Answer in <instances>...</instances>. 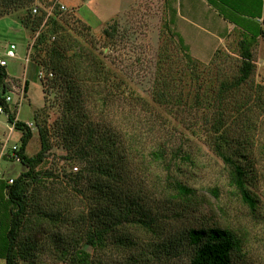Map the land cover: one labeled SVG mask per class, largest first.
Listing matches in <instances>:
<instances>
[{"label": "rangeland", "instance_id": "1", "mask_svg": "<svg viewBox=\"0 0 264 264\" xmlns=\"http://www.w3.org/2000/svg\"><path fill=\"white\" fill-rule=\"evenodd\" d=\"M12 1L0 0V10H5L0 11V58L6 61V94L12 93L10 108L15 120L32 129L27 156L40 149L38 125L47 128L51 145L36 166L39 178L26 183V217L17 221L15 234L17 264H80L79 257L84 255L89 256L88 264H190L195 248L186 236L192 229L230 230L240 239L239 249L231 254V264H264V53L257 42L249 48L253 72L238 83L243 60L240 34L234 29L222 35L214 30L205 33L201 31L206 29L203 20H196L194 27L169 21L164 0H19L22 4L16 8ZM62 5L66 10L60 12L57 6ZM29 7L45 14L41 25L57 12L58 24L77 40L85 54L95 55L106 67L107 83L99 85L91 100L97 103L104 95H112L114 103L94 105L97 108L90 112H96L97 117L93 115V121L99 118L101 125L111 124L123 136L135 130L133 125L143 133L141 137L133 132L144 159L132 163L129 176L137 184L132 185L135 192H142L137 193L146 198L139 204L151 203L143 214L152 218V223L150 230L127 228L123 232L137 238L131 251L113 244L105 250L96 249L85 242L89 230L84 229L90 228L94 219L89 213L106 210L109 203L95 192V179L92 174L88 176L90 165L70 159L64 149L59 121L65 89L60 80H53L54 72L43 60L42 47L53 39H43L39 44V30L21 25ZM10 44L16 46L15 58L4 57ZM38 64L42 67L37 68ZM39 70L45 74L42 78L38 77ZM89 99L84 101L86 110L91 108ZM128 111L131 116L121 120L119 116ZM218 123L225 134L228 129L232 139L244 135L247 140L244 146L249 147L248 157L253 159L259 177L252 189L258 202L255 211L238 199L229 185V167L212 151V130ZM19 137L0 113V139H9L5 145L9 155L11 146L19 144ZM159 142H164L167 150L179 146L192 157V164H182L174 173L194 190L189 203L177 201L170 206L157 200L162 187L156 186L158 177L165 175L164 165L157 167L149 155ZM5 150L0 159V193L5 180L27 170L20 162L3 157L8 154ZM82 168L85 178L76 181L75 174ZM212 188L218 190V196L210 191ZM45 199L50 200L49 221H58L49 232L42 222H35L40 219L31 221L32 214L38 216L36 208H47ZM11 207L6 206V211ZM3 214L0 246L8 226ZM118 235L112 234L107 243ZM64 241L71 244L66 251L61 247ZM0 264L4 260L0 259Z\"/></svg>", "mask_w": 264, "mask_h": 264}, {"label": "trees", "instance_id": "2", "mask_svg": "<svg viewBox=\"0 0 264 264\" xmlns=\"http://www.w3.org/2000/svg\"><path fill=\"white\" fill-rule=\"evenodd\" d=\"M12 3L13 8L22 4L19 0H13ZM207 3L212 8L217 9L218 15L224 21H233L232 18H229L224 8L216 4V0H207ZM221 5L227 6L229 11H236L234 7L231 10V5L228 6L223 1ZM33 9L29 7L26 10L21 25L24 28L29 27L31 30H39L37 32L38 43L43 39L44 41L51 37L53 39L49 44L46 43L42 47L45 50L43 60L47 68H50L54 72L53 80H60L61 85L65 89V96L62 97L63 99L61 101L63 110L59 121V133L63 140L64 149L70 159L77 160L80 163L84 161V163L90 165L88 176L92 174L95 179L93 183L95 192L101 197L100 199L108 200L109 203V207L106 210L99 212L95 210L94 213H89L94 219L92 218L93 224L91 227L87 228L86 226V229H84L85 231L89 230L85 242L92 247H96V249L102 248V250H105L108 245L113 244L115 248H123L131 251L136 245L134 242L137 238L133 239L130 235H125L123 232L127 228H139V230L147 228V230H150V224L152 223V218L147 214H143V211H146L145 208L151 203L144 204V206L139 204L140 201H144L146 198L138 194L142 192H135L134 186L132 185L137 184L133 182V177L129 176L132 163L135 164L138 163V159H144V157H141V153L137 147L139 138L133 135L135 133L134 131L140 128H136L133 125V129L135 128L133 130L134 133L132 130H128L123 136L120 131L114 130L111 124L101 125L102 120L99 118H97L98 121L96 123L93 121V115L95 118L97 117L96 112H90L91 109H94V105L98 106V103H100V106L104 107L107 103H114V97L112 98V95L111 97L104 95L102 100L97 103L91 100L95 91L99 89V85L102 83L106 85L107 83L106 67L95 55L85 54L82 46L77 43V40L66 31L67 29L64 26L58 24L57 12L47 17L46 23L41 25L40 23L43 21L45 14H37V9L36 14H32ZM57 10L62 12L59 6H57ZM1 15L3 14L0 13ZM44 27L46 28L43 29ZM104 32L109 35L107 29ZM239 34L243 39L241 54L243 60L241 76L238 83H242L248 79L254 69L252 54L249 48L253 43L255 44L256 37L261 36L264 38V32H248L247 34L239 32ZM76 47L78 52L75 51ZM40 66L38 64L37 68ZM6 78V68L0 66V106L3 107L7 122L15 131L20 133V137L19 144H16L18 146L17 150L14 151V155H9V150H6L8 154L3 157H9L15 161L14 156H17L19 162L27 170L20 173L17 178L12 179L11 184L8 183V179L3 183L0 202L4 201V205H0V214L4 213L3 215H5L6 213L8 226L1 244L2 249L0 246V259L4 260V264H17L14 257L17 237L15 234L18 229L17 221L21 217H26L25 212L28 206L26 200V183L27 181L39 178L38 172H35L36 166L44 160L47 152L51 149V145L47 128L38 125L37 133L40 149L35 155L27 156L26 149L33 137V132L24 122L15 120L13 116L14 112L10 108L11 105L5 102ZM113 87L115 88V84ZM24 89H27V82H25ZM88 97L90 99L87 102H89L88 104L91 108L86 110L83 106L85 105V99ZM129 114H132V112L128 111L127 115L123 117L119 116V118L123 120L124 117H127L128 119L131 116ZM135 116L137 117L138 115ZM212 131V151L229 167V185L235 190L238 199L251 211H255L258 202L256 199L257 196L252 193V189L257 184L259 177L255 174V163L253 159H249L248 157L249 147L244 146L248 145L247 140L244 138V135L241 138L232 139L228 135V129L225 130V134L219 123L213 127ZM137 132L141 137L143 136L142 131ZM163 143L159 142L149 155L154 165L157 167L164 165L162 170L165 172V175L158 177L159 180L156 186L162 187L157 200L170 206L176 205L174 202L177 201H181L184 204L189 203L191 198H194V190L182 184L174 173L181 170L182 164L191 163L192 157L189 152L181 150L179 146L177 148L171 147L167 150L166 145L164 147ZM82 171L83 168L75 174L76 181H82L85 178L82 175ZM88 176L86 175V178ZM87 182L90 183V180H87ZM137 189L140 188L138 187ZM210 191L215 196H218V190L216 188H212ZM151 193L156 196L153 192ZM154 200L156 199L154 198ZM49 201L45 199L47 208H36L35 212L38 216L34 217L32 214L33 218H31V221H35V218L40 219L35 222H42L45 225L46 232L53 230L52 228L56 227L58 223L57 220L49 221ZM8 205L12 206V209L9 211L10 214L6 211V206ZM13 207H15V210ZM107 211L109 214H107ZM101 214H103V218L99 217ZM1 220L0 217V228ZM60 223L61 220L59 225ZM114 233H119L118 237L114 238L113 236V239H110L108 244V238ZM153 233L156 237L157 234L155 232ZM186 239L188 240V244L195 248V253L190 264H231V254L238 250L240 246V239L230 230L213 229L202 231L192 229L187 233ZM70 240L75 242L74 238H70ZM174 242L177 244L179 241L174 240ZM70 245V243L67 245L64 241L61 247L66 251L68 247L70 248ZM80 258V264H88V255L80 256Z\"/></svg>", "mask_w": 264, "mask_h": 264}, {"label": "crops", "instance_id": "3", "mask_svg": "<svg viewBox=\"0 0 264 264\" xmlns=\"http://www.w3.org/2000/svg\"><path fill=\"white\" fill-rule=\"evenodd\" d=\"M222 1L227 3L228 6L231 5L230 9L234 7L236 11L232 9V11H229L227 6L221 5ZM216 2L224 8L233 21H224L218 15L217 9L212 8L207 0H164L166 8L170 12L169 21L175 23L176 21H182L194 27L196 20H203L206 29L201 31L205 33L214 30L222 35V33L231 29L246 34L248 32H264V0H216ZM185 16H190V19L187 20ZM255 41L264 53V38L258 36Z\"/></svg>", "mask_w": 264, "mask_h": 264}, {"label": "built area", "instance_id": "4", "mask_svg": "<svg viewBox=\"0 0 264 264\" xmlns=\"http://www.w3.org/2000/svg\"><path fill=\"white\" fill-rule=\"evenodd\" d=\"M60 10L61 11H65L66 8L62 5V6H60ZM33 13H36V8L33 9ZM4 57L5 58H15L16 57V46L14 44H10L7 47V50L5 52V56ZM0 66L1 67H6V61H5V59L0 58ZM37 74H38V77L39 78H42L45 75V74H43V71L42 70H39L37 72ZM4 98H5V102L7 104H10L11 105L12 103H14V99H13V96H12V93L11 92H9L8 94H6L4 96ZM0 113H3L4 114V110H3V107L2 106H0ZM8 140L9 139H4V141H2V139H0V145L2 147L1 148V151H0V159H1L2 155H3L2 152L5 150V145H6V143H7ZM17 146L18 145H16V144H14V145L11 146L10 150L12 151V153H11L12 155H14V151L17 150ZM14 160L16 162H19V159L17 158V156H14ZM8 183L11 184L12 183V179H9L8 180Z\"/></svg>", "mask_w": 264, "mask_h": 264}]
</instances>
